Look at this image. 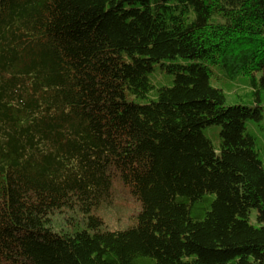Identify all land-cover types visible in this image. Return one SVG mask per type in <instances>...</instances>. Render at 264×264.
Listing matches in <instances>:
<instances>
[{
	"label": "trees",
	"instance_id": "16d2710c",
	"mask_svg": "<svg viewBox=\"0 0 264 264\" xmlns=\"http://www.w3.org/2000/svg\"><path fill=\"white\" fill-rule=\"evenodd\" d=\"M263 116L264 0H0V264H264ZM115 182L125 231L93 215Z\"/></svg>",
	"mask_w": 264,
	"mask_h": 264
},
{
	"label": "rangeland",
	"instance_id": "374dc122",
	"mask_svg": "<svg viewBox=\"0 0 264 264\" xmlns=\"http://www.w3.org/2000/svg\"><path fill=\"white\" fill-rule=\"evenodd\" d=\"M168 63L169 62H165L163 64ZM176 63L185 65L191 64L192 61L179 59ZM163 64H158L155 71L150 75L151 82L155 87V91H153L149 97L150 99L157 98V91L160 88L172 87L174 85L175 77L168 73L166 68L163 67ZM213 70L215 74L211 77V85L225 93L229 105L240 104L254 107L255 98L251 94L254 88L250 85V78L241 75L230 77L225 73L219 72L215 68H213ZM257 78L260 79L261 74H258ZM142 103L145 104L146 102ZM221 130V126L216 125L204 129L205 135L212 142L217 152L220 151L222 142ZM246 133L255 138L257 144L256 148L264 166V116L259 120H247ZM140 211V203L136 201L119 182H115L112 201L109 204L98 207L93 212V215L98 216V218L103 221L104 230L125 231L132 226L134 219L138 216ZM256 218L257 211L252 210L249 221L251 225L259 227L260 225Z\"/></svg>",
	"mask_w": 264,
	"mask_h": 264
}]
</instances>
